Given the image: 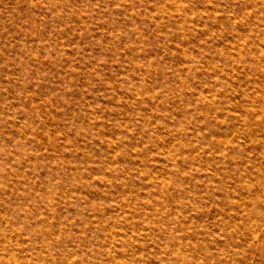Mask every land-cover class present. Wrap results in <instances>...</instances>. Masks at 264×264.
<instances>
[{"label": "rangeland", "instance_id": "rangeland-1", "mask_svg": "<svg viewBox=\"0 0 264 264\" xmlns=\"http://www.w3.org/2000/svg\"><path fill=\"white\" fill-rule=\"evenodd\" d=\"M0 264H264V0H0Z\"/></svg>", "mask_w": 264, "mask_h": 264}, {"label": "bare ground", "instance_id": "bare-ground-1", "mask_svg": "<svg viewBox=\"0 0 264 264\" xmlns=\"http://www.w3.org/2000/svg\"><path fill=\"white\" fill-rule=\"evenodd\" d=\"M230 66V65H229ZM54 159V158H53Z\"/></svg>", "mask_w": 264, "mask_h": 264}]
</instances>
